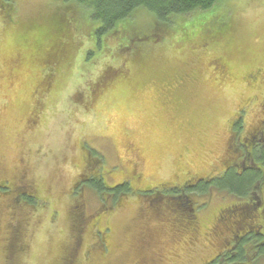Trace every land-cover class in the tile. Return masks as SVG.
Masks as SVG:
<instances>
[{
	"label": "rangeland",
	"instance_id": "374dc122",
	"mask_svg": "<svg viewBox=\"0 0 264 264\" xmlns=\"http://www.w3.org/2000/svg\"><path fill=\"white\" fill-rule=\"evenodd\" d=\"M5 1L14 9L8 17L0 9V182L11 189L29 185L41 208H17L22 191L0 195V264L211 259L223 240L222 233L209 235L218 213L246 200L210 198L192 213L199 218L192 236L160 209L175 200L142 192L150 197L145 199L137 191L157 192L192 175L219 173L235 158L228 130L238 110L246 106L245 129L262 120L264 0H222L207 12L170 18L161 28L137 11L124 22V32L100 36L87 9L63 0ZM215 17L228 22L229 31L209 39L198 32L199 23ZM54 22L68 25V32H58ZM182 28L190 38L182 37ZM162 31L168 33L156 45L139 43L121 52L130 36ZM217 59L219 71L228 67V79L218 77ZM255 72L257 83H246L244 76ZM90 152L101 159L96 169L106 187L127 183L128 192L114 203L79 188ZM253 190L264 202V186ZM75 204L85 215L78 225L71 217ZM248 210L239 207L241 216ZM98 231H106L108 252L92 247Z\"/></svg>",
	"mask_w": 264,
	"mask_h": 264
},
{
	"label": "trees",
	"instance_id": "16d2710c",
	"mask_svg": "<svg viewBox=\"0 0 264 264\" xmlns=\"http://www.w3.org/2000/svg\"><path fill=\"white\" fill-rule=\"evenodd\" d=\"M221 1L222 0H63L67 6L71 5L73 7H81L87 9L90 12L91 18L95 24L93 32H96L98 36L106 32H124L126 28V26H124V22L130 19L133 13L137 11L147 12L156 23L157 26L155 27L161 28V25L169 23L170 18L176 19L178 17H184L199 12H207L221 3ZM0 9L4 16L8 17L11 15L10 13L14 8L9 2L0 0ZM202 21L203 22H201V25L199 23L198 32L204 36H207L209 39L213 37H222L224 34H226V32L229 31L228 22H224V20L220 19L219 17H215L213 19H204ZM121 24L123 26L122 30H117L116 28ZM52 25L58 29V32H60L59 30H62L61 32H68V30H65L67 29L68 25H65L64 23L58 24L54 22ZM51 27L52 26L48 27L47 31L45 30V27H43V29L36 27V32H48V29ZM163 31L151 34L148 38H146L147 36L144 37L140 36L139 34H134L132 37L130 36V38L126 40L127 43L121 48V52H124L125 54L130 52L127 49H130L134 44L136 46H138L139 43H151L156 45L160 38H162L164 34L168 33ZM188 32L189 30L187 28H182V37L185 39L190 38L191 35ZM98 40H100L99 37ZM98 40H96V46H98ZM221 63L222 62L220 59H217V61L215 60L213 64L216 67L215 69L219 72L218 77L228 79L230 77L227 69L228 67H223V70L221 71L218 70L221 68V66H223ZM112 71L119 77H122V75L125 74L123 69H114ZM259 78L260 76H258V74L255 72L244 76V81L246 83L249 82L250 84H256ZM261 105L264 106V102H262ZM245 110L246 106H243L238 110L240 113L235 116L237 123L235 125L233 124V122L236 120L235 119L230 124L228 133L233 132L235 136H237V134H242L243 132L246 133L254 129V126L248 127L247 129L244 127V119L241 112L245 113ZM240 149H244L243 146H240ZM253 160L256 166L257 164L260 165L259 168L255 167L253 163V165L248 164L241 171H235L231 168L225 170L227 166L226 165L223 168L225 171L222 170L216 174L219 178L216 177L213 180L211 178V180L207 179L205 181L200 180L199 185L194 188H186L184 186L178 187L176 185L170 188L161 189L157 192L146 190L138 191V193L145 199L150 197L142 195V192H153L154 195H152V197L160 194L163 198L170 197L169 200H175V206L167 203V205L161 206L160 209L163 208L166 210V213H168L170 216L171 214L176 216L175 222L179 223V228L183 230L182 232L186 231L185 233L187 235L195 236L198 232L195 235L193 234L197 231L199 218L194 214H190L188 210L190 203H192L194 206L199 204V206H196L197 208L194 209L193 207L195 212H197L202 211L203 205H205L206 202L210 200V198L216 197V195L221 199L231 197L236 201H245L246 196L251 192L258 182L264 183V149L262 145H256L253 152ZM100 161L101 159L95 153H88L86 165L88 167L84 173L85 178L79 183V188H81L82 191L84 187L88 188L90 191H93L95 194H97V196L100 197L103 202L106 201V197L109 195L115 199L120 194H126L128 192V187L126 184L116 186L112 190L108 189V187L104 185L101 174L96 169V165ZM222 172L224 173L221 175L220 173ZM210 175L214 176V174ZM195 176L208 177V175ZM3 194H9L7 184L0 185V195ZM19 198L23 202L22 207H17L20 210H24V205H27L35 210L41 208L39 199L30 193V190H28L26 193L22 191V193L19 194ZM200 200L203 201H201V203H197ZM262 203L263 205L261 211H258V209H254L256 211L252 210V203L248 201L230 206H223L221 208V211L218 213V220L220 219V222H216L209 234L211 237H218L220 233L223 234V240L220 247L221 249L218 248L220 250H218V252L214 254L213 259L209 262L207 261L206 264H255L258 259L264 258V214L260 215L264 209V202ZM242 204L248 206L249 210L245 216H242V218L245 220L240 225H236L235 221H232V218L229 216V214H227V212L230 209L235 212ZM75 205L78 208L76 210H72L71 217L72 220L76 222V225H78L77 223L80 224L82 220L85 219V215L83 217L82 205ZM98 232L92 247H94V249H99L100 251H105V248H100V244L102 245L106 241L104 239L105 237H101V234ZM102 236L104 235L102 234ZM71 249L73 250L75 248L72 246ZM71 262L74 264V261L72 260L69 261V264Z\"/></svg>",
	"mask_w": 264,
	"mask_h": 264
},
{
	"label": "flooded vegetation",
	"instance_id": "af4514ba",
	"mask_svg": "<svg viewBox=\"0 0 264 264\" xmlns=\"http://www.w3.org/2000/svg\"><path fill=\"white\" fill-rule=\"evenodd\" d=\"M135 46V44L131 47L133 48ZM130 48V49H131ZM130 49H127L130 51ZM217 71V70H216ZM264 106L261 105V108H263ZM260 113L262 115V120H257L256 124L254 125V129L244 133L243 134H237V136H235V134L233 132H229L228 133V136L230 138V148L232 150V152L234 153V159L233 161L228 164L225 168V170L231 168L235 171H241L244 169V167H246L248 164H251L253 165L254 163V160H253V152L255 150V147L256 145L260 144L262 145L263 144V140H264V109L260 112L259 110V116H260ZM237 116V115H236ZM259 118V117H258ZM236 119V118H235ZM234 119V120H235ZM237 123V119L233 122V124L235 125ZM236 137V138H235ZM232 144L236 147V150L232 149ZM240 146H243L244 149H240ZM263 147V146H262ZM126 153H130L129 150L126 149L125 151ZM258 159V158H257ZM254 166L255 167H260L259 164H256L254 163ZM223 170V171H225ZM224 172L220 173L221 175L223 174ZM217 174V173H216ZM216 174H214V176H211V175H208V177H200V176H195V175H192V176H189V177H186L184 179L181 180V183L180 185H177L178 187L179 186H184L186 188H194V187H197L199 185V181L202 180V181H205L207 179H210L212 178V180L216 177H218ZM219 178V177H218ZM123 183V182H122ZM122 183H118V185L116 186H121ZM126 183V181H125ZM6 185L7 184V187H8V190L10 193L13 194V192H20V191H23L24 193H26L28 190L27 188H29L30 186L29 185H25V186H21V188L19 187H14V189H11L9 188V183L8 181H3V182H0V185ZM127 184V183H126ZM262 186H264V183H257L255 185L256 188H260ZM116 186H113V187H108V189L112 190L113 188H115ZM254 187V188H255ZM138 193V191H137ZM197 194V193H196ZM200 195V194H198ZM109 197H111V199L109 198L108 201H111L113 202V198L111 195H109ZM246 201L248 202H251L252 203V210L254 209H258V211H261L262 209V206L263 203L260 202V200H258L257 198V193L252 189L251 192L246 196ZM114 203V202H113ZM188 210L190 212V214L193 213L194 209L193 208H190L188 207ZM256 211V210H254ZM235 213V214H234ZM227 214H229V216L232 218V221H235L236 225H240L245 219L242 218V216L240 215V211L239 209L236 210L235 212L233 210H228ZM264 214V209L262 210L261 214L260 215H263ZM250 217V216H249ZM247 217V218H249ZM216 222H220V219L218 220V218L215 219ZM215 222V223H216ZM215 225V224H214ZM99 234H101V237H105L104 239L106 240L107 239V234H106V231H103V232H98ZM102 234L104 236H102ZM102 241V240H101ZM107 241V240H106ZM105 241V243H103L102 245L100 244V248L104 249L105 248V251H103V253L105 252H108L109 251V247H108V243ZM103 242V241H102ZM213 257L211 259L208 260V262L210 260H212ZM206 262H204L203 264H206ZM72 264V262L70 263Z\"/></svg>",
	"mask_w": 264,
	"mask_h": 264
},
{
	"label": "bare ground",
	"instance_id": "6f19581e",
	"mask_svg": "<svg viewBox=\"0 0 264 264\" xmlns=\"http://www.w3.org/2000/svg\"><path fill=\"white\" fill-rule=\"evenodd\" d=\"M7 53V52H6ZM8 56V55H7ZM3 59H5V58H3ZM8 66V65H7ZM4 67V66H3ZM12 68V67H11ZM6 72V71H5ZM23 74V73H22ZM16 75V74H15ZM7 76V75H6ZM17 76H19V75H17ZM19 79V78H18ZM20 80V79H19Z\"/></svg>",
	"mask_w": 264,
	"mask_h": 264
}]
</instances>
